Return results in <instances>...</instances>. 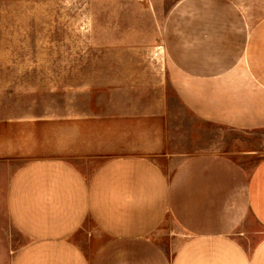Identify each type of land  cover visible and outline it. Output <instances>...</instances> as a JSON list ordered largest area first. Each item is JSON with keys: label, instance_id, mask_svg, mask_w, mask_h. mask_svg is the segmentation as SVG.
I'll return each instance as SVG.
<instances>
[{"label": "crops", "instance_id": "crops-1", "mask_svg": "<svg viewBox=\"0 0 264 264\" xmlns=\"http://www.w3.org/2000/svg\"><path fill=\"white\" fill-rule=\"evenodd\" d=\"M223 4L211 27L172 12L163 62L110 66L57 115L0 117L11 264H264V16L229 26ZM177 108L218 144L170 149Z\"/></svg>", "mask_w": 264, "mask_h": 264}, {"label": "rangeland", "instance_id": "rangeland-1", "mask_svg": "<svg viewBox=\"0 0 264 264\" xmlns=\"http://www.w3.org/2000/svg\"><path fill=\"white\" fill-rule=\"evenodd\" d=\"M225 1L229 26L250 27L264 16V0H0V117L57 115L93 77L107 78L110 66L163 62L166 29L180 22L172 12L195 11L196 27H211L198 18L218 17ZM176 113L170 149L218 144L219 128ZM7 173L0 171V264H11L24 242L4 210Z\"/></svg>", "mask_w": 264, "mask_h": 264}]
</instances>
